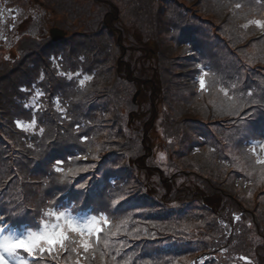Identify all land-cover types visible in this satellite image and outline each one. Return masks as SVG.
Here are the masks:
<instances>
[{
  "label": "trees",
  "instance_id": "16d2710c",
  "mask_svg": "<svg viewBox=\"0 0 264 264\" xmlns=\"http://www.w3.org/2000/svg\"><path fill=\"white\" fill-rule=\"evenodd\" d=\"M45 4L67 35L0 54V216L38 229L66 203L121 230L38 264H264V29L244 27L264 0Z\"/></svg>",
  "mask_w": 264,
  "mask_h": 264
},
{
  "label": "snow or ice",
  "instance_id": "6c2138e0",
  "mask_svg": "<svg viewBox=\"0 0 264 264\" xmlns=\"http://www.w3.org/2000/svg\"><path fill=\"white\" fill-rule=\"evenodd\" d=\"M237 8L241 5L237 4ZM249 24H254L260 29H264V20L253 19L245 24L244 27H248ZM55 60V58H53ZM81 59H83L81 57ZM60 75L67 76L68 79H72L73 76H79V73L66 74L61 72ZM208 76V72L204 71L199 76L198 83L200 90L204 91L206 89L205 77ZM92 76L85 75L82 79H79V85L83 87L87 81L92 80ZM41 80L44 79L43 74L40 77ZM233 88L235 85L232 86ZM220 92L228 97L233 103L230 106H234L235 101L229 96L228 90L221 87ZM44 94L37 91L35 97L33 98V104L36 103L37 99ZM248 95H252L251 92ZM57 106H59V98H57ZM28 105H26L27 107ZM37 121L32 119L30 122L23 123L21 121H16L17 127L21 128L23 131L34 130ZM43 133L44 129L39 130ZM84 142L87 141L88 137L84 136L81 138ZM257 145L255 142L252 143L250 151L256 154ZM260 153L257 154L256 163L264 166V143L259 145ZM163 154H161V159H163ZM87 159V157H84ZM63 163L62 160H57L55 162V171L64 173L65 177L68 175H76L72 169H69L66 173L64 169L59 167ZM95 167V165H92ZM86 170V169H83ZM262 174H264V169H262ZM80 188H85L86 185L80 184ZM124 197H120L123 200ZM120 200L112 201L113 210L116 211V205L120 203ZM54 203V202H53ZM4 217L0 216V221H3ZM238 220L239 217H236ZM126 223V221L122 222ZM107 228V231L105 230ZM121 230L120 225L115 226L113 230L112 222L110 221L108 215L101 212L99 215L90 214L86 216H79L73 214L72 208L63 207L57 210V208H48L43 212V216L39 221L38 230H33L28 228L24 232H18L14 229H9L6 226H0V264H38V262L44 259L46 256H50L53 260L60 254L61 251L67 252L68 245H76L82 248L85 253L89 252L90 249H94L97 245L101 243L105 248L109 246V238L111 236L117 235ZM101 234H103L104 239H101ZM76 247L72 248V251H76ZM22 254H26L22 255ZM104 253H101L103 257ZM31 258V259H28ZM247 264H251V261L246 257Z\"/></svg>",
  "mask_w": 264,
  "mask_h": 264
},
{
  "label": "rangeland",
  "instance_id": "374dc122",
  "mask_svg": "<svg viewBox=\"0 0 264 264\" xmlns=\"http://www.w3.org/2000/svg\"><path fill=\"white\" fill-rule=\"evenodd\" d=\"M58 19L57 15L48 9L45 0H0V54L6 58H14L16 45L25 35L36 38L50 35H54L55 38L61 37L64 33L53 28L56 26L57 29H60L56 25ZM261 143L264 141L259 145ZM259 145L258 153H260ZM63 207L70 208L66 203L60 206V208ZM73 214L90 215L84 210L79 213L73 212ZM4 223L0 221V226H5ZM27 229L14 230L22 233Z\"/></svg>",
  "mask_w": 264,
  "mask_h": 264
},
{
  "label": "water",
  "instance_id": "95a60500",
  "mask_svg": "<svg viewBox=\"0 0 264 264\" xmlns=\"http://www.w3.org/2000/svg\"><path fill=\"white\" fill-rule=\"evenodd\" d=\"M138 95H139V91L135 94V96H134V101L136 102V99H137V97H138Z\"/></svg>",
  "mask_w": 264,
  "mask_h": 264
}]
</instances>
